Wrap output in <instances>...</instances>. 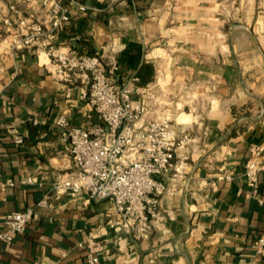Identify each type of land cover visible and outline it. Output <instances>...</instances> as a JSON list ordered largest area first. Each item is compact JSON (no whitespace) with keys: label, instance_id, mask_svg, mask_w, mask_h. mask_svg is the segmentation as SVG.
<instances>
[{"label":"crops","instance_id":"obj_1","mask_svg":"<svg viewBox=\"0 0 264 264\" xmlns=\"http://www.w3.org/2000/svg\"><path fill=\"white\" fill-rule=\"evenodd\" d=\"M11 1L38 14V0ZM79 2L84 10L69 2L66 27L45 36L80 52L113 54L117 85L137 74L136 86H152L162 74L151 89L158 106L150 116L171 111V88L190 83L201 104L193 100L189 122L184 114L178 116L183 121L175 119L188 131L189 159L177 176H159L166 188L147 236L104 225L109 200L87 201L85 194L53 187L73 167L68 139L54 120L59 114L77 125L97 120L82 87L74 85L66 96L46 57L0 43V181H15L0 185V230L6 212L48 196L23 232L0 240V264H86L76 243L97 224L100 264H246L252 258L264 264V249L256 254L253 243L264 234V166L254 188L242 173L250 144L264 139V0ZM11 124L23 132L20 144L7 129ZM260 156L264 164V149ZM26 177L33 182L22 181Z\"/></svg>","mask_w":264,"mask_h":264},{"label":"built area","instance_id":"obj_2","mask_svg":"<svg viewBox=\"0 0 264 264\" xmlns=\"http://www.w3.org/2000/svg\"><path fill=\"white\" fill-rule=\"evenodd\" d=\"M69 2L80 10L85 8L78 0H38L35 15L34 11L25 13L17 3L5 0V7L0 10V43L12 51L28 49L37 55L45 54L48 71L63 83L64 94L70 96L71 88L79 84L86 105L97 116L87 125L74 124L65 114L54 120L68 139L73 164L63 177L55 178V191L85 194L87 201L109 200L111 212L104 225L144 237L160 215L158 205L166 186L159 176L169 171L177 176L189 159L188 131L177 127L170 111L148 115L154 102L151 89L158 83V76L152 86H136L137 74L117 85L118 61L113 54L80 52L45 36L51 29L64 28ZM2 88L0 83V94ZM37 120L32 119L34 123ZM7 129L14 143L23 141V133L14 124ZM263 149L264 139L251 143L244 161L242 173L251 188L256 186L258 172L264 166L260 159ZM224 177L233 176L225 173ZM22 181L33 179L26 177ZM13 184L10 177L0 181L2 187ZM47 205L48 196H43L32 206L6 212V228L0 230V240L11 241L15 233L23 232L38 216L37 207ZM99 225L76 243L84 250L86 264H100L99 253L104 245ZM253 240L255 253L259 254L264 249V234ZM255 263L254 258L246 262Z\"/></svg>","mask_w":264,"mask_h":264},{"label":"rangeland","instance_id":"obj_3","mask_svg":"<svg viewBox=\"0 0 264 264\" xmlns=\"http://www.w3.org/2000/svg\"><path fill=\"white\" fill-rule=\"evenodd\" d=\"M158 74V77L161 78V80L159 79V83L162 82V74L160 73H157ZM192 85L189 83L187 84L186 87L184 86H181V88L177 86V88L173 89L171 88V93L169 94L170 95V99L168 101H171L169 102V105L170 107L173 109H171L170 112H172V116L174 118H177L179 115L181 114H184V121L185 122H189V120H191L193 118V112L192 111H188V108H190L193 104H194V101L199 98V102L201 104V98L198 96V94H192L194 89L191 87ZM179 89V90H177ZM199 91L201 92H204L203 89H199ZM163 91H159L156 92L157 94L158 93H162ZM183 95V96H182ZM188 95V96H187ZM194 100V101H193ZM158 106V103H153L151 102L150 104V110L154 112V109L157 108ZM156 114V111L154 113L153 116H155Z\"/></svg>","mask_w":264,"mask_h":264},{"label":"trees","instance_id":"obj_4","mask_svg":"<svg viewBox=\"0 0 264 264\" xmlns=\"http://www.w3.org/2000/svg\"><path fill=\"white\" fill-rule=\"evenodd\" d=\"M78 1H79V0H78ZM76 7H77V6H76ZM77 9H78V8H77ZM70 16H71V15H70V13H69V18H68V20L70 19ZM68 20H67V21H68ZM66 23H67V22H66ZM66 23H65V25H66ZM65 25H64V28L66 27ZM64 28H63V29H64ZM4 89H5V86H3L2 91H3ZM28 127H29V129H35V128H36V124H33L31 121H29V123H28ZM20 131H21V130H20ZM21 132H22V131H21ZM22 133H23V132H22ZM23 138H24V135H23Z\"/></svg>","mask_w":264,"mask_h":264},{"label":"bare ground","instance_id":"obj_5","mask_svg":"<svg viewBox=\"0 0 264 264\" xmlns=\"http://www.w3.org/2000/svg\"><path fill=\"white\" fill-rule=\"evenodd\" d=\"M40 56L46 57V56H45V54H41ZM175 119H176V121H177V122H181V121H183V120H179V118H178V117H177V118H175Z\"/></svg>","mask_w":264,"mask_h":264}]
</instances>
